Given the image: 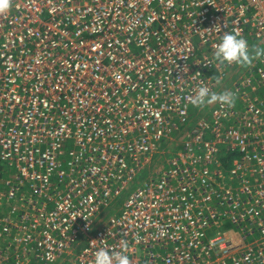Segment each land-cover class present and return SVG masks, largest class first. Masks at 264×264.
<instances>
[{
  "label": "built area",
  "instance_id": "built-area-1",
  "mask_svg": "<svg viewBox=\"0 0 264 264\" xmlns=\"http://www.w3.org/2000/svg\"><path fill=\"white\" fill-rule=\"evenodd\" d=\"M226 32L264 50V0H11L0 264H264V55L215 62Z\"/></svg>",
  "mask_w": 264,
  "mask_h": 264
},
{
  "label": "clouds",
  "instance_id": "clouds-1",
  "mask_svg": "<svg viewBox=\"0 0 264 264\" xmlns=\"http://www.w3.org/2000/svg\"><path fill=\"white\" fill-rule=\"evenodd\" d=\"M11 6V0H0V14H5ZM215 51L213 60L220 64H237L240 66L250 65L255 58L264 55V50H256L253 56L249 50L248 42L237 33H225L219 43L214 45ZM234 96L230 92L214 93L207 86H201L192 98V103L196 106L210 105L220 102L223 105L231 106L234 103ZM124 202V201H123ZM120 200L119 205L123 203ZM121 206L107 210V217L115 215L119 212ZM108 217V218H109ZM127 242L121 245V251L118 253H110L104 248L98 249L94 254L92 264H130L127 252ZM67 262L69 258L65 259ZM69 263V262H68Z\"/></svg>",
  "mask_w": 264,
  "mask_h": 264
},
{
  "label": "rangeland",
  "instance_id": "rangeland-1",
  "mask_svg": "<svg viewBox=\"0 0 264 264\" xmlns=\"http://www.w3.org/2000/svg\"><path fill=\"white\" fill-rule=\"evenodd\" d=\"M170 152H173V147H170L169 148ZM147 178V173H142V174H139L137 176V178L135 179V183H133L132 185H130L131 187V190L127 193V194H131L132 192H134L136 190L137 187L140 186L141 183H143V181ZM126 198V193H124L121 197V201L123 202ZM76 246V244H75ZM74 246V247H75ZM77 252V251H75ZM65 259H67V255H64L61 259H59V261L55 264H69L67 261L65 262Z\"/></svg>",
  "mask_w": 264,
  "mask_h": 264
},
{
  "label": "trees",
  "instance_id": "trees-1",
  "mask_svg": "<svg viewBox=\"0 0 264 264\" xmlns=\"http://www.w3.org/2000/svg\"><path fill=\"white\" fill-rule=\"evenodd\" d=\"M226 160H227V156H222L221 161H222L224 164L227 163ZM227 168H229V167H227Z\"/></svg>",
  "mask_w": 264,
  "mask_h": 264
},
{
  "label": "crops",
  "instance_id": "crops-1",
  "mask_svg": "<svg viewBox=\"0 0 264 264\" xmlns=\"http://www.w3.org/2000/svg\"><path fill=\"white\" fill-rule=\"evenodd\" d=\"M144 181H146V180H144ZM144 181H143V182H144ZM65 262H66V260H65Z\"/></svg>",
  "mask_w": 264,
  "mask_h": 264
}]
</instances>
